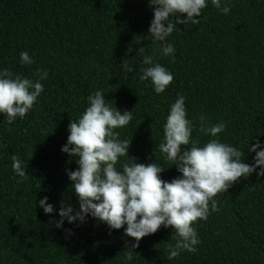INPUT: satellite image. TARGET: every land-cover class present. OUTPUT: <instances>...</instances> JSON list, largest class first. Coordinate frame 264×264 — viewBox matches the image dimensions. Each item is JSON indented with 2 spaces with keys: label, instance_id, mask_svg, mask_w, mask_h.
<instances>
[{
  "label": "trees",
  "instance_id": "1",
  "mask_svg": "<svg viewBox=\"0 0 264 264\" xmlns=\"http://www.w3.org/2000/svg\"><path fill=\"white\" fill-rule=\"evenodd\" d=\"M206 4L198 25L177 24L166 41L175 51L164 56L148 32L149 0H0V71L33 81L37 70L48 73L25 117L8 124L0 113V264H264V176L255 172L214 197L219 210L211 211L210 203L207 220L192 225L200 241L196 252L182 251L173 260L167 259L168 245H175L171 228L142 238L129 261L125 245L135 241L124 235L126 226L110 229L91 215L83 223L65 218L56 224L61 206L79 212L68 178L78 158L61 148L70 122L96 91L121 114L132 111L129 124L114 131L121 141L131 139L130 158L156 163L166 182L181 174L158 146L181 95L192 141L203 146L213 139L199 131L201 116L208 124L224 123L216 138L240 150L243 163H254L256 153L248 148L257 142L264 148V0H221V7L230 5L227 14L211 0ZM24 51L32 64L21 63ZM147 55L173 75L161 94L139 80ZM125 60L132 73L122 68ZM12 155L27 172L23 180L12 170ZM44 197L51 214L39 207Z\"/></svg>",
  "mask_w": 264,
  "mask_h": 264
},
{
  "label": "clouds",
  "instance_id": "2",
  "mask_svg": "<svg viewBox=\"0 0 264 264\" xmlns=\"http://www.w3.org/2000/svg\"><path fill=\"white\" fill-rule=\"evenodd\" d=\"M211 4L224 14L230 11V5L221 7V0H211ZM149 6L153 8L149 35L154 42L161 43V54L169 56L175 49L166 42L167 37L177 29V24L198 25L201 10L207 4L206 0H149ZM20 61L26 65L33 63L27 51L20 53ZM121 64L126 74L134 71L128 60ZM143 64L148 67L140 70L139 80L150 81L156 94L163 93L173 81V75L159 63H154L150 55L143 58ZM36 75L38 80L33 81L21 75L14 76L8 69L0 71V113L6 114L8 124L17 117H25L43 92L40 81L47 79L48 73L37 70ZM87 99L89 106L77 121L70 122L67 144L61 148L62 153L78 158V169L69 172L68 178L79 200V212L72 215L71 207L61 206V219L56 224L60 227L65 218L70 224L83 223L85 217L91 215L110 229L126 226L124 235L135 241L130 247L125 245L129 249L125 259L129 261L133 259L132 250L139 247V241L155 234L161 226L171 228L175 233L172 237L175 245H168V260L175 259L182 251L195 253L200 241L192 225L198 220H207L210 203L211 211L219 210L214 197L227 192L241 177L254 172L258 177L264 176V148L259 142L248 148L249 152L256 153L254 163H243L240 150L216 138L224 131V123L208 124L201 116L199 131L213 139L203 146L192 141L193 129L186 118L185 98L181 95L170 106L163 126V142L158 146L166 160L173 162L181 174L166 182L160 177L164 172L162 167L153 162L136 163L135 158H130L131 139L121 141L119 133L114 131L129 124L132 111L121 114L116 107L106 103L102 91L94 92ZM190 143V148L182 147ZM121 157L126 159L121 161ZM11 160L13 172L21 180L25 179L27 172L21 159L12 155ZM39 207L45 214L53 212L47 197L39 201Z\"/></svg>",
  "mask_w": 264,
  "mask_h": 264
}]
</instances>
